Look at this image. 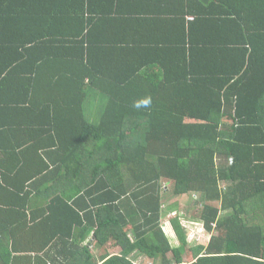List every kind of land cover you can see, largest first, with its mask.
<instances>
[{"label": "trees", "instance_id": "1", "mask_svg": "<svg viewBox=\"0 0 264 264\" xmlns=\"http://www.w3.org/2000/svg\"><path fill=\"white\" fill-rule=\"evenodd\" d=\"M0 247L264 264V0H0Z\"/></svg>", "mask_w": 264, "mask_h": 264}, {"label": "rangeland", "instance_id": "2", "mask_svg": "<svg viewBox=\"0 0 264 264\" xmlns=\"http://www.w3.org/2000/svg\"><path fill=\"white\" fill-rule=\"evenodd\" d=\"M171 198L173 197L172 194L170 195V193H167V196L168 198ZM166 204H170L169 202H166ZM183 211H185L183 209ZM175 214L174 213H166V211L163 213V218H162V225L164 227V231L166 233L167 236H169L172 244H177L175 238H174V235L172 233V229H171V226L169 224V220L171 217H173ZM183 223H185L186 225V230L188 231L187 232V236L188 239L190 240V243L191 244H194L195 242L194 241H198L197 243H200V244H207V242L209 241L210 239V235H207L206 231L203 230V227H202V224L201 223H189V222H186V221H182ZM143 261L142 258H140L137 262H140V261Z\"/></svg>", "mask_w": 264, "mask_h": 264}, {"label": "crops", "instance_id": "3", "mask_svg": "<svg viewBox=\"0 0 264 264\" xmlns=\"http://www.w3.org/2000/svg\"><path fill=\"white\" fill-rule=\"evenodd\" d=\"M160 27V26H159ZM164 31H160V30H156V31H154V32H152L149 36H145L144 37V40L146 41V42H148L149 40H153L152 41V43H160V42H162V41H166L165 39H164ZM167 43V42H166ZM144 57H154L153 55H144ZM4 242H6V241H4ZM2 247H0V253H4V251H3V249H1ZM97 252V251H96ZM22 256H19L18 254H16V255H12V257H10V258H7L6 257V254H5V257H3V258H1L0 257V264H28L29 262L28 261H25V260H20V261H18L17 260V258L18 257H27V255L28 254H25V253H23V254H21ZM140 258H142V257H136L135 259H134V262L135 263H137V264H143V261L141 260L140 262H137ZM143 259V258H142Z\"/></svg>", "mask_w": 264, "mask_h": 264}, {"label": "clouds", "instance_id": "4", "mask_svg": "<svg viewBox=\"0 0 264 264\" xmlns=\"http://www.w3.org/2000/svg\"><path fill=\"white\" fill-rule=\"evenodd\" d=\"M151 103V99L150 98H145V99H142L140 101H138L134 106L136 108H140V107H148Z\"/></svg>", "mask_w": 264, "mask_h": 264}, {"label": "built area", "instance_id": "5", "mask_svg": "<svg viewBox=\"0 0 264 264\" xmlns=\"http://www.w3.org/2000/svg\"><path fill=\"white\" fill-rule=\"evenodd\" d=\"M190 236V235H189ZM188 236V237H189ZM188 242L190 243V240L188 239ZM195 243L194 244H200V243H197L198 241H194Z\"/></svg>", "mask_w": 264, "mask_h": 264}]
</instances>
